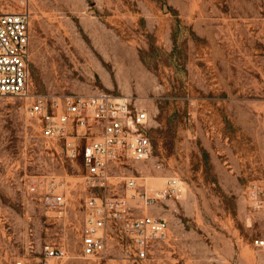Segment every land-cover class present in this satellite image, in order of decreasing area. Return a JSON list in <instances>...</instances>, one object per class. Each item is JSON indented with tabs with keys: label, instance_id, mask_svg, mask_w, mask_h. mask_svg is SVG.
Returning a JSON list of instances; mask_svg holds the SVG:
<instances>
[{
	"label": "rangeland",
	"instance_id": "1",
	"mask_svg": "<svg viewBox=\"0 0 264 264\" xmlns=\"http://www.w3.org/2000/svg\"><path fill=\"white\" fill-rule=\"evenodd\" d=\"M31 13L33 91L130 97L151 116L153 153L129 175L149 195L181 181L177 198L142 202L169 237L136 264H264V0H31ZM26 107L0 95V264H131L117 246L82 255V158L47 142ZM39 179L66 193L62 213L29 193ZM45 244L66 256L47 260Z\"/></svg>",
	"mask_w": 264,
	"mask_h": 264
},
{
	"label": "built area",
	"instance_id": "2",
	"mask_svg": "<svg viewBox=\"0 0 264 264\" xmlns=\"http://www.w3.org/2000/svg\"><path fill=\"white\" fill-rule=\"evenodd\" d=\"M31 18V0H0V95L25 99L27 115L38 122L43 138L57 144L68 157L81 156L85 184L91 190L83 203L82 255L103 259L117 246L123 261H146L155 246L168 239L169 224L152 211L143 213L142 202L152 207L181 193V181L176 176L167 177L163 189L149 195L140 181L144 177L129 175L130 166L145 164L153 153L151 116L130 97L105 92L66 96L34 92ZM119 177L124 180L121 186L109 180ZM57 188L53 179L28 184L29 193L40 192L44 205L62 213L68 199L66 193L56 192ZM262 193L261 184L251 186L254 201L258 202ZM129 198L136 202L131 204ZM255 244L264 248V238H257ZM43 252L49 260L65 257L67 250L45 244ZM15 264L29 263L18 257Z\"/></svg>",
	"mask_w": 264,
	"mask_h": 264
},
{
	"label": "bare ground",
	"instance_id": "3",
	"mask_svg": "<svg viewBox=\"0 0 264 264\" xmlns=\"http://www.w3.org/2000/svg\"><path fill=\"white\" fill-rule=\"evenodd\" d=\"M164 179L162 177H158L152 181L153 188H160L163 185Z\"/></svg>",
	"mask_w": 264,
	"mask_h": 264
}]
</instances>
